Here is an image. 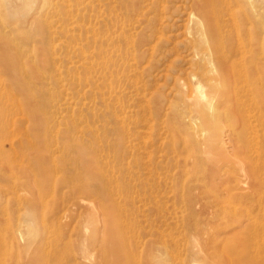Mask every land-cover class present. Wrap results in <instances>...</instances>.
<instances>
[{
    "label": "rangeland",
    "instance_id": "obj_1",
    "mask_svg": "<svg viewBox=\"0 0 264 264\" xmlns=\"http://www.w3.org/2000/svg\"><path fill=\"white\" fill-rule=\"evenodd\" d=\"M217 1L234 73L204 0H0V264H264V0Z\"/></svg>",
    "mask_w": 264,
    "mask_h": 264
},
{
    "label": "bare ground",
    "instance_id": "obj_2",
    "mask_svg": "<svg viewBox=\"0 0 264 264\" xmlns=\"http://www.w3.org/2000/svg\"><path fill=\"white\" fill-rule=\"evenodd\" d=\"M218 8V1L217 0H204V2L200 3L199 5V9L201 10V14L203 16L202 20H199L197 18V16H195V27L198 30V34L202 37V39L199 42H195V44H197L198 46H201L203 48H205V55L209 56L210 58V63L212 64V71L213 72H219L222 74V72H226L229 71L230 73H234L233 71V66L232 63L230 64L228 59H230L231 57V53L232 54H237L239 51H241L242 45L241 44H237V46L235 47H231L230 49H226V47L222 46V41H223V37H222V32L223 30V25H222V20L221 18L218 16L216 9ZM194 16V14L192 15ZM233 21V20H232ZM234 22V21H233ZM235 23V22H234ZM236 25V24H235ZM225 28V27H224ZM234 28L236 29V26H234ZM206 29H208L206 31ZM238 34V33H237ZM239 36V35H238ZM237 36V37H238ZM230 51V52H229ZM223 73V74H224ZM198 88V86H196ZM195 87V88H196ZM196 88V89H197ZM226 100L228 101V98H226ZM238 100V99H237ZM214 104V103H213ZM227 142V141H226ZM225 143V142H224ZM262 156V155H261ZM229 168V167H228ZM224 169V168H223ZM224 191V190H223ZM226 194V193H224ZM223 196V195H222ZM227 196V195H225ZM233 196V195H232ZM235 196V195H234ZM222 198V197H221ZM225 199H228L227 197ZM197 205H201V203L199 201H196ZM200 207V206H199ZM215 207V205H205L204 208L207 211L208 209H213ZM197 208V207H196ZM207 208V209H206ZM204 210V212L206 213V211ZM208 212V211H207ZM211 212V211H210ZM215 212V211H214ZM175 213V212H174ZM218 213V212H217ZM221 219L224 222L227 221H238L240 222L241 220H243L242 218H240V214L241 212H237L235 207H231L230 210H226L225 208H223L222 210H220L219 212ZM209 216H215V214L213 213H206ZM156 235V234H155ZM154 239V238H153ZM167 240V239H166ZM177 245V244H176ZM164 249V248H163ZM127 249H124V252H126ZM205 250V249H204ZM127 252H129V250H127ZM193 252V251H192ZM198 254L196 256H199V254H203L202 250L199 251H194V254ZM206 253V252H204ZM126 254V253H125ZM162 255V254H161ZM203 256V255H202ZM205 256H207L205 254ZM204 256V257H205ZM166 257V256H165ZM162 258V257H161ZM211 258V257H210ZM119 259V258H118ZM117 259V260H118ZM126 259V258H125ZM194 259V258H193ZM164 260V259H162ZM176 260V258H175ZM200 260V258H199ZM208 260V258H207ZM239 260V259H238ZM167 261V260H165ZM194 261V260H192ZM205 261V260H204ZM221 261V260H220ZM258 261V260H257ZM169 262V261H167ZM198 261H194L193 263L190 262L191 264H198ZM217 263V261H215ZM219 262V261H218ZM213 263V262H210ZM220 263V262H219ZM218 263V264H219ZM228 260H227V264H228ZM118 264V263H117ZM122 264V263H121ZM177 264V263H176Z\"/></svg>",
    "mask_w": 264,
    "mask_h": 264
}]
</instances>
